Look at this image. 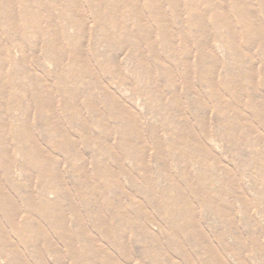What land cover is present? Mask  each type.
Instances as JSON below:
<instances>
[{"label":"bare ground","instance_id":"bare-ground-1","mask_svg":"<svg viewBox=\"0 0 264 264\" xmlns=\"http://www.w3.org/2000/svg\"><path fill=\"white\" fill-rule=\"evenodd\" d=\"M203 1L206 2V12L209 13V17H215L212 21L213 24L217 27H225L231 37H236L229 20L217 18L218 16L215 13V9L222 8L224 0ZM232 3L241 6V17L238 22L244 25V32L251 31L255 37L254 40L245 39V46L258 45V49L263 52L264 30L261 23L251 19L255 17L251 7L256 6L264 21V0H232ZM38 6L41 7V13L46 15L44 18L49 27H52L53 22L49 17V7L41 3ZM149 14L153 25L163 35H166L167 28L164 19L157 17L154 12ZM203 14L197 13L195 17H203ZM37 15L29 21L22 12L23 17H20V19L23 30L25 32L35 30L40 39L42 33L38 28L39 17ZM113 18L106 17V22L113 23L116 20ZM173 18H176L182 24L179 17ZM13 19V17H3V20L13 21ZM195 21L185 20L184 26L193 27L198 23V21L196 23ZM133 22L136 27H139L141 19L134 17ZM121 23L126 24L125 20H121ZM166 24L167 27L172 28L175 21L171 20ZM185 31L174 33L173 37L168 36L159 39V41L167 44L176 53L177 50L172 44L175 35H178L181 55L186 56L189 53L187 52V40L192 35ZM149 34L151 36L153 32L150 30ZM50 36L51 38L44 44L43 53L45 57L53 60L56 66L60 64L61 60H65L68 66L66 72L70 74L71 64L76 56L78 57V54L76 53L75 56L73 53L68 54L63 48L60 49L55 35ZM143 41L145 44L149 43V39H143ZM192 42H194V45H199L202 40L196 38ZM132 43H135V39L132 40ZM199 47L194 58V68L187 60L178 58L177 60L181 64L178 80L174 79L171 69H169V78L165 79L166 88L168 87L171 92L169 93V90H167V93L170 94V101L173 100L175 103V108L171 111L173 116L172 114L169 116L171 119L169 130L161 131L162 135L169 137L165 138L164 142L157 135V131L150 125H145V122L143 125V122L131 109H129V112L127 111L128 115L125 113L126 110H122L120 116L124 121L123 124L118 123V116L112 111L102 118L97 117L100 115L98 105L95 98L91 97V93H89L91 91L88 89L89 92L86 91L87 98H84L83 104L86 107L89 123L83 118L80 112L81 109L76 104L77 98L80 96L81 99L82 94L78 95L65 90L62 80L58 78L53 82L59 96V102L56 104V106L59 105L58 109L54 106L53 99H50L49 91L46 89L47 86L43 84L40 78L29 77V79L36 81L33 84L34 86L25 88L21 85L23 91L16 95V90L12 88V84H9L11 81L6 83L7 80L3 78L4 66L0 65V101H5L8 109V111L3 112L0 104V259H4L6 264H30L29 261L33 259L34 254L41 257H44V254H52L56 258L54 264H112L107 258L110 254L106 252L105 248L97 247L96 238L92 237L91 232L85 228V224L81 223L80 215L73 223H66L67 220L65 222L64 217L66 214L60 206H64L69 212L76 214L79 210L74 204L76 198L83 206L90 204L86 206H89L87 214L90 215L91 226L99 233L102 241L110 244L119 254L126 251V245L122 243L123 231L120 227L123 225L121 219H127L129 215H125L123 208L115 202L116 197L119 200L120 193L116 196L117 192L113 190L114 185L108 184V189L96 185V183L104 185V182H107L106 174H113L109 163L112 162L111 160L115 161L116 156L114 152L108 153L111 157L108 159L106 155L100 153L101 157L106 160L100 166V161L92 154L93 156L90 157L92 171L88 174L86 170L87 159L80 151V147L93 148L94 151L97 149L109 150L110 148L107 146L99 147L98 139L91 132L97 119H100L102 125L105 120L112 119L116 121V126L113 128L115 133L128 132L130 137L134 138V142L129 141V150H133L140 145L151 146L155 150L156 158L161 163L160 175H165L168 182L167 187H162L159 185L160 182L153 184L155 181L149 178L144 182L143 191H139L145 199V206L157 211L156 213L165 219L163 221L165 224V232L162 235L163 241L157 234L147 231V228L145 229L141 224L136 223L141 228L139 232L134 231L131 233L133 239L141 243L140 254L147 262L149 261L152 264H228L222 254L229 251V253H233L239 258L246 256L248 259L264 263V228L250 218H241L239 222L249 228V232L245 237L248 244H243V238L237 230L236 222L232 217H226L224 218V224L227 228L220 231L210 225L209 233L211 237H209L204 222L194 215V208L191 204V199H194L199 207L211 209L221 214L218 209L225 205L223 202H226L224 199L228 196L227 191L233 190L236 187V182H238L234 172L225 168L224 178L220 182L224 184V189H218L219 178L207 167V158L210 156V151L203 142L210 132L211 136L221 132L229 143H237L236 147L242 154L247 153L246 163L252 165L253 168H257L259 182L264 187V60L256 65L253 53L246 48L242 50V53L238 51L244 59L242 64L224 65L221 72L217 73L216 67L206 62L207 55L205 56L206 52L203 50L202 45H199ZM234 53L236 54L235 51ZM152 57L158 65L159 62L156 61L157 57L154 52ZM95 60H97V57H95ZM9 65L10 73L13 74L12 79H16L15 75L17 73L15 74V72H18L17 69H19L21 75L27 73L25 69H20L19 65L12 61L9 62ZM78 65L82 72L84 68L81 67L84 62L81 60V64ZM160 66L163 70H166L163 64H160ZM192 75L194 78H198V87L192 83ZM204 78H206V81ZM39 80L41 89L37 88ZM72 84H79V80L74 79ZM201 89H205V91L201 93ZM83 91L81 93H84ZM181 92L196 101L195 106H198L199 110L201 104V107L206 110L207 105L205 102L211 103L210 109L214 116L212 121L208 119V123L212 124V131L207 132L206 130L207 119L205 116H202V121L199 119L201 130L198 131V134L193 133L191 129H183V126L190 121L185 116L183 118L179 116L182 113L179 96ZM14 110H20L22 115V122L19 127H17V121L7 123L3 117L4 113L13 115ZM57 111H60L66 129H63L54 117ZM196 115L198 114L192 113L193 120ZM167 119L169 120V118ZM34 122L36 131L43 138L46 146H40L36 138L32 136L30 130H33ZM143 132L151 141L150 145L143 140ZM237 135H240V137ZM202 136H204L203 139ZM120 139L123 140V137L120 136ZM117 145L128 146L127 143L122 141H119ZM44 148L61 154L66 164L73 159L75 162L82 164V167L77 171L76 178L72 180L74 182L71 181L72 186L70 188L59 182L55 176H60V161L48 155ZM165 149L172 153L176 162H182L181 165L179 164L181 171L179 179H177L178 183L173 178L175 175L170 176L167 172ZM191 153H199L200 155L198 172H191V164L194 161ZM13 154L21 155L23 159L31 163H29L32 169L30 171L37 175L41 183L51 182V185L54 184L53 189L57 193L58 201H50L47 192L41 191L39 193V191L37 193L38 206L36 205L29 189L31 179L34 176L30 172L26 175L27 179L24 182L23 190L19 192V184L13 177L14 175L12 176L9 172L11 168L14 170L15 165L17 167ZM144 172L146 174L145 168ZM181 182L183 183L180 185ZM75 183L77 184L75 185ZM131 183L133 188V181ZM83 189L88 192V195L83 193ZM58 194H60V197H58ZM107 194L113 195V199H109ZM18 195H20L21 204L25 209L21 218L14 199ZM99 199L102 201L103 207L105 206L104 210L110 212L108 217L101 212ZM254 204L257 206L255 202ZM226 240L230 241L231 244ZM239 242L243 246L236 248L235 246ZM171 250L179 255L178 260L170 259ZM101 255L105 257L101 258ZM241 264H245V261Z\"/></svg>","mask_w":264,"mask_h":264},{"label":"rangeland","instance_id":"rangeland-1","mask_svg":"<svg viewBox=\"0 0 264 264\" xmlns=\"http://www.w3.org/2000/svg\"><path fill=\"white\" fill-rule=\"evenodd\" d=\"M40 3L49 7V17L53 22L52 27H49L45 20L44 17L46 15L41 13V7L39 8L38 6ZM251 8L255 16L251 19L261 23L262 29L264 30L262 14H260L256 6ZM196 11L197 13H204L203 17H195V14H197L195 13ZM22 12H24V17L29 21L38 14L37 17H39V20L37 24L42 33L40 39L35 30L27 32L23 30L20 19V17H23ZM150 12H154L157 17L164 19L167 28L166 35H163L153 25L149 14ZM215 13L218 16L217 18L229 20L236 37H231L225 27H217L213 24L212 21L215 17H209V13L206 12V2L203 0H0V65L4 66L3 78L7 80L6 83L11 81L9 84H12V88L16 90V95L23 91L21 85L25 88L34 86L33 84L36 81L29 79V77L40 78L43 84L47 86L46 89L49 91L50 99H53L54 106L57 109L59 108V105L56 106L59 102V96L53 82L57 78L61 79L65 90L72 91L78 95L82 94L81 99L80 96L77 98L78 101L76 104L80 107L83 118L88 122L89 119L83 100L87 98V92L90 90L91 92L89 93H91V97L95 98L100 112V115L97 117L102 118L108 112L112 111L118 116V123L123 124L124 121L120 116L122 110H126L125 113L128 115L127 111L129 112V109H131L143 122V125L145 122V125L153 127L157 131V135L164 142L165 138L169 137L162 135L161 131L169 130L171 120L169 116L171 114L173 116L171 111L175 108L173 100L170 101L169 93L171 92L168 87L166 88L165 79L169 78V69H171L174 74V79L178 80L180 74L179 68L181 66L179 60H177L178 58L187 60L192 68H194L196 51L198 52V49L201 47L199 45H202L203 50L206 52L205 56L207 55L206 62L215 66L217 73L221 72V68L224 65L242 64L244 59L238 51L242 53V50L246 48L253 53L254 63L256 65H259L264 60V51L261 52L258 49V45L251 47L245 46V39L254 40L255 37L251 31L245 33L243 30L244 25L238 22V19L241 17V6L239 4H233L232 0H224L222 8L215 9ZM95 15L97 16L96 18ZM3 17H13L14 19L13 21L3 20ZM106 17H114L116 20L113 23H107ZM134 17L141 19L139 27L133 24ZM173 17H179L183 26ZM121 20H125L126 24L123 25ZM171 20L175 21V25L169 28L166 23ZM185 20L193 22L196 20L195 23L197 21L198 23L193 27H189L188 25L184 26ZM187 29L189 31H185ZM150 30L153 32L151 36L149 34ZM184 31L192 35L187 40V52L189 53L186 56L181 55L178 35H175L174 43L172 44L175 50H177L176 53L167 44L159 41V39L168 36L173 37L174 33H183ZM50 35H55L60 49L63 48L68 54L73 53L75 56L76 53L78 54V57L76 56V59L71 64L70 74L66 72L68 66L65 60H61L60 64L56 66L53 60L45 57L43 53L45 49L44 44L51 38ZM65 36L67 37L65 38ZM196 38L202 40L199 45H194V42H192ZM134 39L135 43L133 44L132 40ZM143 39H149V43L145 44ZM153 52L157 57L156 61L159 62L158 65L152 57ZM95 57H97V60H95ZM81 60L84 62V65L81 67L85 69H82L83 73L78 65L81 64ZM10 61L19 65L20 69H25L27 73L25 72L21 75L19 74V69H17L18 72H15V74L17 73L15 75L16 79H12L13 74L10 73ZM160 64H163L166 70H163ZM74 79H78L79 84H72ZM204 80L206 81V78ZM191 81L198 87V78H194L192 75ZM40 85L39 80L37 84L38 89H41ZM167 90H169V93H167ZM82 91L84 93H81ZM204 91L205 89H201V93ZM179 96L182 110L179 116L180 118L185 116L190 121L183 126V129H191L193 133L198 134V131L201 130L199 119L202 121V116H205L207 119L206 130L207 132L212 131V124L208 123V119L212 121L214 116V113L210 109L211 103L205 102L207 105L206 110L201 107V104L199 110L198 106H195L197 104L196 101L183 95L182 92ZM0 104L3 112L8 111L5 101L1 100ZM193 112L198 114L194 120L192 119ZM13 113V115L4 113L3 117L5 121L7 123L17 121V127L21 126L22 115L20 114V110H14ZM11 116L14 117L12 118ZM54 117L58 124L63 129H66V124L60 115V111H57ZM114 121L112 119L105 120L104 127L100 119H97V124H94L91 132L98 139L100 143L99 147L107 146L110 148L109 150L97 149L95 152L93 148L80 147V151L87 159L86 170L88 174L92 171L90 164L91 156L94 155L93 157H96L100 161V166L106 161L105 158L101 157L100 153L106 155L108 159L111 158L109 155L112 152L116 156L115 161L111 160L112 162L109 163L113 174H106L108 183L104 182V185L96 183V185L100 188L107 189L108 184L114 185L113 190L117 192L116 196L120 193L119 200L116 197L115 202L123 208L125 215H129L127 219H121L123 225L120 227L123 231L122 243L126 245V251L123 254H119L110 244L102 241L99 233L91 226L90 215L87 214L89 206H86L90 204L83 206L76 198L74 204L79 209L76 214L69 212L64 206L60 207L66 214L64 217L65 222L67 220L66 223H73L78 219L79 215L81 216V223H84L85 228L91 232L90 235L96 238L97 247L105 248L106 252L110 254L107 258L112 264H141V262L146 264V259L140 254L142 245L139 241L133 239L131 233L134 231L139 232L141 228L137 224H141L142 227L147 228V231L157 234L162 240V235L165 232V224L163 222L165 219L159 216L156 213L157 211L145 206V199L141 196L140 192L144 189L145 180L149 178L155 181L153 184L160 182L159 185L162 187H167L168 182L165 175H160L159 168L161 163L156 158L155 150L151 146L142 145L133 150H129V141L134 142V138L130 137L128 132L120 131V134L115 133L113 128L116 126V121L115 125ZM30 131L40 146H46L45 141L36 131L35 122L33 123V130L31 129ZM120 136L123 137V140L120 139ZM237 136L240 137V135ZM142 138L150 145L151 141L148 140L145 132L142 133ZM119 141L127 143L128 146H118L117 143ZM203 142L210 151V156L207 158V167L219 178L218 189H224V184L220 182L224 178L225 168L234 172L238 182H236V187L233 190L227 191L228 196L224 199L226 202H223L225 205L218 209L221 214L211 209L201 208L194 199H191L194 215L204 222L209 237H211L209 233L210 225L213 228H217V230L223 231L227 228L224 224V218L232 217L236 222L239 234L243 238L242 243L248 244L245 237L249 232V228L241 224L239 220L243 217L250 218L260 225V227L264 228V187L259 182L258 170L246 163L247 153H243V155L238 147H236L237 143H229L222 136L221 132H218L215 136H211L210 132ZM44 149L48 155L60 161V176H55L59 182L66 184L70 188L72 186L71 181L76 178L77 171L82 167V164L75 162L73 159L69 160L67 165L61 154L51 151L48 148ZM191 154L194 158L191 164V172H198L200 155L199 153ZM248 154L250 155L249 152ZM165 156L167 172L170 176L174 174L175 177L173 178L177 181L181 171L179 164L182 162H176L168 149H165ZM13 158L17 167L15 165L14 170L11 168L9 172L12 176L14 175L13 177H15L16 182L19 184V192L23 190L24 182L27 179L26 175L30 172L34 176L31 179L29 189L31 190L36 205L38 206L37 193L39 191V193L41 191L47 192L46 194L50 201H58L56 197L57 193L53 189L54 184L51 185V182L41 183L37 175L31 172V163L23 159L21 155L13 154ZM144 168L146 169V174ZM131 181H133V188ZM6 191L8 190L6 189ZM83 193L88 195L85 189H83ZM107 196L109 199H113V195L107 194ZM58 197H60V194H58ZM14 199L21 218L25 209L21 204L20 195ZM254 202L257 206H255ZM99 203L101 212L104 216L108 217L110 212L104 210L105 206L103 207L100 199ZM138 214L141 215L139 216ZM81 228L83 229L82 225ZM227 242L231 244L230 241ZM242 243L239 242L235 247L240 248L243 246ZM168 249L169 247L167 251ZM169 256L170 259H179V255L173 250L170 251ZM100 257L103 258L105 256L101 255ZM222 257H224V260L228 264H241L244 261L245 264H264L258 260L248 259L246 256L239 258L235 254L229 253V251L222 254ZM55 260L56 258L52 254H44V257L34 254L33 259L29 263L54 264ZM0 264H6V261L0 259ZM147 264L152 263L148 261Z\"/></svg>","mask_w":264,"mask_h":264}]
</instances>
